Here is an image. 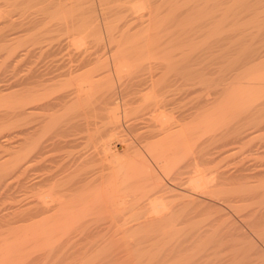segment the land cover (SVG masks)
I'll list each match as a JSON object with an SVG mask.
<instances>
[{"label": "rangeland", "instance_id": "rangeland-1", "mask_svg": "<svg viewBox=\"0 0 264 264\" xmlns=\"http://www.w3.org/2000/svg\"><path fill=\"white\" fill-rule=\"evenodd\" d=\"M84 56L92 63L83 71L99 63L102 73L113 74L109 86L124 92L123 103L135 97L147 104L153 97L142 95L159 90L166 125L178 124L186 143L161 167L136 136L153 126L144 120L132 130L138 111L126 117L121 108V122L134 141L131 150L137 146L146 164L155 165L144 172L148 187L145 192L132 187L123 211L103 207L69 222V231L46 238L28 230L17 212L19 75L36 61L61 62L64 69ZM0 72V264H264V0H0ZM133 77L146 81L141 94ZM113 146L123 152L117 138ZM154 175L168 194L179 192L181 200L197 203L176 220L177 228L165 231V222L141 219L149 211L148 195L159 188ZM199 176L206 178L203 186L191 183Z\"/></svg>", "mask_w": 264, "mask_h": 264}, {"label": "bare ground", "instance_id": "bare-ground-1", "mask_svg": "<svg viewBox=\"0 0 264 264\" xmlns=\"http://www.w3.org/2000/svg\"><path fill=\"white\" fill-rule=\"evenodd\" d=\"M32 46L34 45L32 44ZM14 49L17 50L16 48ZM90 49L91 48H89L88 50L90 51ZM135 53H138V51L136 52L135 50ZM91 56L90 58H92ZM90 58L85 57L80 61H78L77 64L74 63V65H70V66L67 65L68 66L67 68L64 67V69L66 68L65 70L62 68L64 65L60 64L61 62L59 64L58 62H56V64H54L55 62L45 63L47 61L45 62L36 61L35 63L31 62L34 63L35 66L33 68L31 67V69L29 70L23 69L25 72H23L22 75L18 74L20 77L17 76L19 77L18 80L19 93L17 94H20L19 111L22 119V125H21L22 128L21 130L19 129L21 135L20 137L21 147L19 146V149H21L22 154H20V156L22 158L20 159V163L18 164L20 165L19 173L21 179L20 178L19 179L21 180V192H20L21 195L18 203L19 211L17 212H18L19 221H21L23 225L28 226L29 227L28 230H30L33 234L45 236L46 238L48 236L69 231L70 227L67 226V224H70L69 222L73 221L75 218L80 217L81 219L82 216L84 217L86 214L96 213L99 210L100 211L98 213H100L103 207H107V208L111 207V209L118 212L120 210L123 211L124 210L123 208L128 203V201L126 200L127 194L132 189V187H136L137 191L139 189H142L144 192L146 190L144 188L148 187L145 186L146 184L145 182H147L148 180L147 181L145 180L146 176L144 172L145 169L148 168L149 170L150 166L155 167V165L150 164L149 166L146 164L148 163V160L147 161L145 160L147 159L145 158L146 155L144 156L142 153H140V151H138L139 149L138 150L136 149L137 146L134 147V150H131L134 141L132 140L133 143L129 141L131 136H127L126 133L127 131H125V127H123V124L121 122V108H123L125 116L126 115L129 116V114H131L132 111L135 113H137L135 110L138 111V113L135 115L136 116L135 120H133V122L130 125V127H133L132 130H136L137 128H139L140 121H144V120L149 121L148 126L151 125L153 126L152 128H149V130L147 129L146 132H141V133L138 132L136 136L138 137L139 141L143 143V145L148 150V152L154 156V159L156 160L153 159V161H157L158 163H160L161 167L169 166L170 163L172 162V158H170L168 154L170 153L176 155V151L178 150L177 153L179 152L180 149L179 147L180 146L184 147L182 145L183 143L184 144L186 143L184 142L186 141L185 139L186 134L184 135L182 133L181 128L180 129L178 128L179 125L177 123L176 124L178 126L175 125V127L177 126V128H175L174 125L172 124L173 120L170 121L171 125H166V121H165L166 119H164L166 114L165 113L161 114L162 111L161 107L164 104V100L162 97H160L161 93H159V90H157L154 93V96L153 95L149 96L147 92H146L147 93L146 96L145 94L142 95L143 98L153 97L154 99V100L151 99V101H149L150 99L149 100L146 99L148 102H150V103L147 102V104L145 103L148 106V110L145 109L147 108V106L143 103L144 101H142L143 100L142 98H141L142 100L139 98L143 103V105L142 103H140L142 106L141 105L136 106V104L134 105V103L140 102V100L138 101L135 99V97H129V96H127L129 98L124 99L125 101L123 103L120 101V99L122 98L123 100V98L125 97L124 92L123 91L120 92L121 94L119 92L117 93V90L111 86L114 78H112V76L110 75L113 74L102 73L100 71L101 66L99 65V63L98 65L94 66L93 69L89 70L87 67L88 70L86 71L82 70L84 67L89 66V64L92 63L91 62L92 60ZM125 58L127 59L128 57ZM135 58L137 59V56ZM70 59H72V56H70ZM53 60L55 61L56 59ZM64 60H62V62ZM56 61H58V59ZM59 61L61 60L59 59ZM130 61L131 59L126 63L132 64ZM68 62H70V60ZM23 63L25 64V60ZM4 64L6 65L7 63ZM24 67H26V64L25 66H22V68ZM28 67L29 66H27V68ZM132 67H135V65L131 66V68ZM106 72L108 73V70ZM74 73L76 74L73 75ZM64 75L70 76L69 78H67L68 80H64L63 78H61ZM151 75L153 76V73H151ZM124 76L125 75H123L122 78ZM144 82L146 81L144 80L141 81L140 79L133 82L137 92L141 91L140 86ZM153 82L155 83V80ZM110 83L111 85L109 86ZM104 85H106L107 87ZM141 88L143 90L142 86ZM177 90L178 89H176V91ZM172 92H173V87H172ZM119 102L123 103V107H121ZM139 106L142 107V109L147 112L145 113L143 110L140 111L141 108L140 110H138ZM159 110L160 112H158ZM104 111H106V113ZM162 112H164V110ZM170 115L173 116L172 114L168 113V116ZM167 118L172 119L169 117ZM177 120L176 122L179 121ZM155 126L156 128H154ZM102 127L105 128L103 131H102ZM116 138L122 142L123 152H120L118 150L117 151L113 150L114 149L113 143L116 140ZM30 143L31 145H33V147L28 146V144L30 145ZM159 143L164 144V146L158 147V145H160ZM151 158L149 160H151ZM206 160L208 161V159ZM162 169L164 170V168ZM153 173L154 171H152V173L150 172V174ZM176 177H178V175ZM151 178H153V176ZM154 179H155L154 183L159 188L156 189L157 191H155V193H153L152 195L151 194L148 195V197L150 196V200L148 203L149 211L145 216H143V218H141V216L139 215L140 216L139 218L144 219L143 223H151L155 225L156 223L161 221L165 222L163 227H167V229H165V231H167L177 226V224H175L176 220H179L182 215L184 218L185 215L190 214V212L192 211L191 209L193 208V206H196L195 204L197 203L195 202V199H192L190 197L185 200H181L182 195L179 196L178 194L179 192L176 193L174 190H173L175 192L174 194H168L169 190L162 187V185L160 184L162 178L161 181L159 178H157V176ZM204 179H206L204 178V176H199L195 178V182L191 181L192 179L189 181H191L192 184L195 183L196 186H203ZM192 188H194V186ZM179 190L181 191L182 189ZM145 205H147V203ZM126 208H128V206ZM127 213H130V211L129 212L127 211ZM124 216L126 217V215ZM131 220L132 219H130V221ZM137 220L138 222L140 221L139 219ZM137 220L135 222H137ZM127 223L128 222L126 221V224ZM70 225H72V222ZM134 225L136 224H133V226ZM95 226L97 227V225ZM179 228L180 227H178V229ZM182 228L185 227L182 226ZM89 231L87 233H89ZM178 231L176 232L178 233ZM97 232L99 231L97 230Z\"/></svg>", "mask_w": 264, "mask_h": 264}]
</instances>
